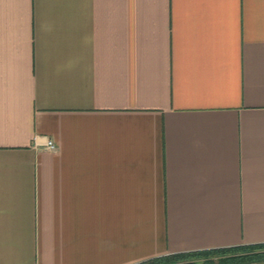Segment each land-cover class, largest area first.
I'll return each instance as SVG.
<instances>
[{
    "label": "crops",
    "instance_id": "0c3cea01",
    "mask_svg": "<svg viewBox=\"0 0 264 264\" xmlns=\"http://www.w3.org/2000/svg\"><path fill=\"white\" fill-rule=\"evenodd\" d=\"M259 243L264 0H0V264Z\"/></svg>",
    "mask_w": 264,
    "mask_h": 264
},
{
    "label": "trees",
    "instance_id": "16d2710c",
    "mask_svg": "<svg viewBox=\"0 0 264 264\" xmlns=\"http://www.w3.org/2000/svg\"><path fill=\"white\" fill-rule=\"evenodd\" d=\"M264 260V243L177 252L138 264H244Z\"/></svg>",
    "mask_w": 264,
    "mask_h": 264
},
{
    "label": "built area",
    "instance_id": "2783aa9c",
    "mask_svg": "<svg viewBox=\"0 0 264 264\" xmlns=\"http://www.w3.org/2000/svg\"><path fill=\"white\" fill-rule=\"evenodd\" d=\"M47 147L49 149H55L56 148V145L52 141H49Z\"/></svg>",
    "mask_w": 264,
    "mask_h": 264
}]
</instances>
